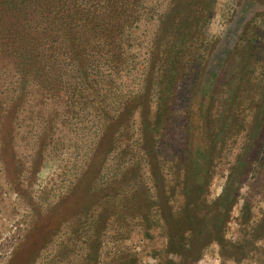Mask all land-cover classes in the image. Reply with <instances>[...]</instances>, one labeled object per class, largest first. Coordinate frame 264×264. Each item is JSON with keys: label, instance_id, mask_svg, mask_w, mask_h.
I'll return each mask as SVG.
<instances>
[{"label": "rangeland", "instance_id": "rangeland-1", "mask_svg": "<svg viewBox=\"0 0 264 264\" xmlns=\"http://www.w3.org/2000/svg\"><path fill=\"white\" fill-rule=\"evenodd\" d=\"M6 3L0 0V264H264V186L249 180L253 173L221 212L264 89V0H209L185 56L171 59L178 64L166 106L159 109L158 88H150L135 122L110 121L100 140L86 111L83 120L58 124L60 144L45 150L38 113L48 116L52 101L27 83V102L15 111L23 90L7 55L27 15L15 17ZM181 15L195 13L184 7ZM144 29L125 97L143 88L152 27ZM258 145L262 158L264 136ZM96 147L104 149L95 162L108 159L101 174ZM142 149L153 162L137 160Z\"/></svg>", "mask_w": 264, "mask_h": 264}, {"label": "trees", "instance_id": "trees-1", "mask_svg": "<svg viewBox=\"0 0 264 264\" xmlns=\"http://www.w3.org/2000/svg\"><path fill=\"white\" fill-rule=\"evenodd\" d=\"M11 1L7 0L6 8ZM209 4V0H13L8 13L13 11L18 17L25 10L27 15L25 26L22 25L12 44L14 49L7 55L11 56L9 62L15 75H19L23 90L15 111L27 102V83L46 92L45 98L52 101L48 116L38 113L44 122L38 134L44 139L45 150L52 142L60 144L55 137L58 124L66 126L71 120H83L86 111L93 116L94 125L100 127L97 131L100 140L105 137L110 121L125 116L128 122H135L142 97L150 88L153 91L158 88L159 109L166 106L178 64L175 66L171 59H183L186 41L200 32L206 17L203 9ZM184 7L195 15L182 17ZM147 25L152 30L145 39L143 88L140 93L125 97L122 83L137 68L138 48L145 37L141 29L145 28L143 32L147 33ZM167 25L170 29L164 31ZM178 35L180 41H176ZM234 92L231 91L235 98ZM257 100L252 131L243 145L245 152L235 163L231 182L223 194L222 206L227 209L221 212H228V201L235 196V188H240L252 173L249 180L264 186V156L259 158L258 147L259 138L264 136V89ZM54 105L59 108L54 110ZM254 142L256 146L250 156V145ZM102 147L94 149L92 159L99 174L108 162L107 154L101 155L99 163L95 162ZM127 153L126 162L130 163L134 157H127ZM151 154L142 149L136 157L138 161L153 162ZM118 166L121 169L125 165L118 162ZM133 178L132 175L128 178V184L132 185ZM232 188L234 191H230ZM130 193L134 190L126 191L127 195ZM246 206H250V201ZM104 227H100L98 234L104 233Z\"/></svg>", "mask_w": 264, "mask_h": 264}]
</instances>
